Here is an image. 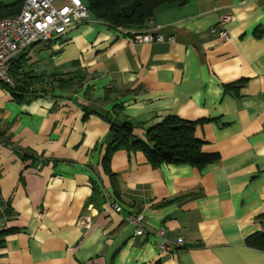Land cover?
<instances>
[{"label": "crops", "instance_id": "1", "mask_svg": "<svg viewBox=\"0 0 264 264\" xmlns=\"http://www.w3.org/2000/svg\"><path fill=\"white\" fill-rule=\"evenodd\" d=\"M149 31L165 40L135 44L92 17L19 56L28 93L0 83V264H264L247 243L264 232V0H190ZM169 116L204 121L195 135L220 159L154 168L119 150L105 171L111 122L146 141Z\"/></svg>", "mask_w": 264, "mask_h": 264}, {"label": "trees", "instance_id": "2", "mask_svg": "<svg viewBox=\"0 0 264 264\" xmlns=\"http://www.w3.org/2000/svg\"><path fill=\"white\" fill-rule=\"evenodd\" d=\"M90 15L105 23L115 30L127 32V36L131 33L143 34L149 31L150 26L156 16L162 10L172 7L183 6L190 0H82ZM26 0H15V3L10 6H4L7 9L5 15H0V18L17 15ZM125 34V33H124ZM17 61V60H16ZM14 63L13 73L14 86L5 85L6 89L14 96L22 97L29 90L18 85V76L22 70ZM25 78L33 81L37 77H29L28 74H22ZM78 77V76H77ZM76 76L68 80H61L59 83L60 89H71L79 85L81 80ZM42 84L43 80L37 81ZM31 84V83H30ZM31 86V85H30ZM25 88V89H24ZM35 93V92H34ZM21 95V96H19ZM85 112V119L93 113L89 111L86 105L81 106ZM121 108L118 106L113 111L119 112ZM118 114V113H117ZM204 121L191 122L182 120L176 116L167 117L162 123L151 128L147 132L146 141L135 136V126L125 121L122 124L110 123V131L112 142L106 147L102 161L103 167L107 173L110 172V158L119 150L129 152H141L154 168H158L162 164L173 165H191L198 169H203L205 166L215 163L220 159L218 154L204 153L203 141L197 139L195 132L198 125ZM9 232L0 233V246L4 245L3 236ZM247 243L264 252V232L256 234L248 239ZM156 264H161L157 262Z\"/></svg>", "mask_w": 264, "mask_h": 264}, {"label": "built area", "instance_id": "3", "mask_svg": "<svg viewBox=\"0 0 264 264\" xmlns=\"http://www.w3.org/2000/svg\"><path fill=\"white\" fill-rule=\"evenodd\" d=\"M58 1L26 0L19 14L0 18V83L14 86L11 72L21 54L38 44L63 38L70 28L90 19L91 15L82 0H64L61 6L56 5ZM234 21V16L227 15L222 18L221 24L226 25ZM121 32L127 35V32ZM215 32L216 30H213V33ZM219 36L222 41L230 40L227 31H220ZM129 37L135 44H153L165 40L164 36L155 31L131 33ZM115 208L120 210L118 206ZM129 221L137 227V236L145 233L142 216H132ZM155 236L162 241L159 247L161 254L174 250L175 246L168 240L164 228L157 230ZM182 243L180 239L178 245L181 246Z\"/></svg>", "mask_w": 264, "mask_h": 264}, {"label": "rangeland", "instance_id": "4", "mask_svg": "<svg viewBox=\"0 0 264 264\" xmlns=\"http://www.w3.org/2000/svg\"><path fill=\"white\" fill-rule=\"evenodd\" d=\"M14 3H15V0H0V15H5V13L7 12V9H4V6H10V5L14 4ZM62 4H64V0H59V1L56 3L57 6H61ZM90 18H92V16H90ZM41 46H42V44H38V45L35 46V49L41 48ZM20 72H21V71H20ZM11 78H12V80L14 81L13 73H12ZM19 79H21V80H25V81L31 83V79L29 80L28 78H25L24 75H21V76L19 77ZM30 83H26V84L22 83L21 86H22V87H30ZM37 92H38V91H37ZM37 92L35 91V93H37Z\"/></svg>", "mask_w": 264, "mask_h": 264}]
</instances>
